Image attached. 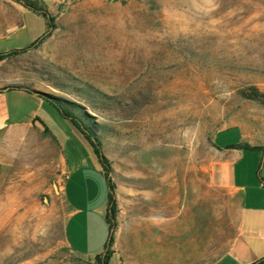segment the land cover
Masks as SVG:
<instances>
[{"label":"rangeland","instance_id":"obj_1","mask_svg":"<svg viewBox=\"0 0 264 264\" xmlns=\"http://www.w3.org/2000/svg\"><path fill=\"white\" fill-rule=\"evenodd\" d=\"M31 1L55 27L0 60V87L77 102L99 124L120 217L112 245L123 248L117 227L148 206H185L192 218L203 206H235L211 180L213 137L220 146L243 139L264 149V0ZM254 89L260 99L248 97ZM33 111L44 127L35 121L12 147L10 122ZM244 152L238 181L264 177V152ZM99 166L89 142L47 100L26 89L0 92V184L13 194L0 216V264H99L64 236L68 205L107 196ZM231 222L213 219L214 256L232 238Z\"/></svg>","mask_w":264,"mask_h":264},{"label":"crops","instance_id":"obj_2","mask_svg":"<svg viewBox=\"0 0 264 264\" xmlns=\"http://www.w3.org/2000/svg\"><path fill=\"white\" fill-rule=\"evenodd\" d=\"M46 30L47 18L42 13L14 0H0V52L26 48L38 42ZM12 89H1L0 92ZM35 116L36 111H33L23 122H10L5 135L9 145L19 146V138L25 136L24 133L30 137L35 121L44 127ZM242 141L220 146L213 137L219 155L211 166V180L229 193L235 206H217L215 212L203 206L194 218L186 214L185 206H174L172 213L166 206H148L146 213L139 216L131 214L125 219L122 229L117 227V238L124 235V246L122 248L119 242L117 246L112 245L107 264H264V177L253 179L250 183L238 181L235 165L249 149L231 144ZM257 150L264 152L262 148ZM41 151L45 153L44 163L48 173L53 159L46 144ZM66 172L64 169L63 173ZM60 187L63 193V183ZM107 208V196L98 199L92 206L68 205L64 236L74 252L94 257L104 250L112 232L106 218ZM227 217L232 221L234 234L225 241L223 251L214 256L212 221L216 219L221 226ZM119 218L118 213L116 221ZM90 221L96 222V227L91 230ZM104 221L109 228L107 240Z\"/></svg>","mask_w":264,"mask_h":264},{"label":"trees","instance_id":"obj_3","mask_svg":"<svg viewBox=\"0 0 264 264\" xmlns=\"http://www.w3.org/2000/svg\"><path fill=\"white\" fill-rule=\"evenodd\" d=\"M14 1L20 2L21 4L28 6L32 9L42 13L47 18V30L43 36H45L47 33H49V31L52 28L55 27L54 18H53V16L50 15V13L46 9L38 7L31 0H14ZM37 43L38 42H35V43L31 44L30 46H28L26 48H22V49H14V50L7 51V52H0V60L6 58L7 56H9L11 54H15L18 52L25 51V50L29 49L30 47L36 45ZM15 87L23 88V87H18V86H9V89H12ZM25 89L28 90L29 92H32V93L35 92L40 97H42L43 99H45L49 103H51L59 111V113L63 117H65L71 121V123L79 130V132L84 136V138L91 145L99 163L101 164V166L105 172L107 180H108V193H107L108 208H107V212H106V218H107V221L109 223V227L112 229V227L114 226V221H115V217H116V213H117V205H116L114 187L111 184V180L109 178V172H110L109 160L104 155V153L102 151L101 140L98 138V136L95 132V128L99 124H97V122H95V120L92 119V116L90 114H88L83 109V107L80 104H78L77 102H72L69 100H65L63 98H56L53 96H49L48 94L41 92V91H38V90L30 91L28 88H25ZM253 91H255L254 92L255 94H249L248 97H251L254 99H260L257 96L258 94H256V93H258L257 90L254 89ZM89 120H91V121H89ZM231 145L233 147L234 146H240L244 149H249V150L261 149V147L258 145H251V144L246 143V142H240L238 144H231ZM111 245H112V235L110 234V237L108 239V242L106 243L104 250L100 253L95 254V256H94L95 262H98L99 264H107L108 263L109 255L112 252Z\"/></svg>","mask_w":264,"mask_h":264},{"label":"bare ground","instance_id":"obj_4","mask_svg":"<svg viewBox=\"0 0 264 264\" xmlns=\"http://www.w3.org/2000/svg\"><path fill=\"white\" fill-rule=\"evenodd\" d=\"M38 148V147H37ZM25 150V149H24ZM21 154V153H20ZM38 154V153H37ZM44 154V153H43ZM39 156V154H38ZM44 158V157H42ZM37 161V160H36ZM39 161V160H38ZM12 188L4 186L0 184V216L3 209L8 206L11 196H13L11 192ZM4 212V211H3Z\"/></svg>","mask_w":264,"mask_h":264},{"label":"water","instance_id":"obj_5","mask_svg":"<svg viewBox=\"0 0 264 264\" xmlns=\"http://www.w3.org/2000/svg\"><path fill=\"white\" fill-rule=\"evenodd\" d=\"M9 88V86H5V87H0V89H2V90H6V89H8ZM30 91H34L33 89H30V88H28ZM38 123L40 124V122L38 121Z\"/></svg>","mask_w":264,"mask_h":264}]
</instances>
